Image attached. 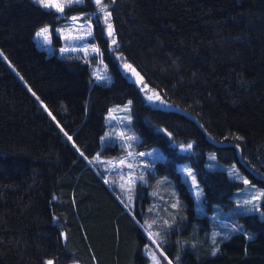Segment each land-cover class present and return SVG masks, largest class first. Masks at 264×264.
<instances>
[{"label": "trees", "instance_id": "obj_1", "mask_svg": "<svg viewBox=\"0 0 264 264\" xmlns=\"http://www.w3.org/2000/svg\"><path fill=\"white\" fill-rule=\"evenodd\" d=\"M99 6L110 16L95 22L92 43L109 85L95 81L91 64L59 54L65 18L33 0H0V264H149L145 220L184 232L195 217L180 164L192 167L209 209L233 207L243 184L208 170V152L264 189V0H85L65 17ZM43 29L54 52L37 45ZM128 101L137 149L160 147L168 157L156 169L177 207L159 216L148 187H137L131 209L91 165L108 152L107 114ZM261 211L242 217V231L215 255L197 233H172L160 248L171 261L179 252L178 264H264V201Z\"/></svg>", "mask_w": 264, "mask_h": 264}, {"label": "rangeland", "instance_id": "obj_2", "mask_svg": "<svg viewBox=\"0 0 264 264\" xmlns=\"http://www.w3.org/2000/svg\"><path fill=\"white\" fill-rule=\"evenodd\" d=\"M33 1L42 8L53 10L61 18H65L64 23L56 31L61 42L59 54L65 58L72 56L81 58L84 62L92 65V73L97 83L111 84L113 76L103 64L97 45L92 43L95 22L105 25L106 9L103 7L101 10V6H99L96 13L65 17L66 8L83 5L85 0H45V2L55 5L49 7H45L40 0ZM94 1L96 2V0ZM41 32L42 30L39 33ZM35 40L40 49H47L50 52L56 50L52 43V34L48 29L46 33L37 35ZM94 59H96V64L93 63ZM145 99L153 108L161 107L157 100L147 96ZM133 120L131 101L110 109L105 119V133L101 138V153L106 150L108 152L104 156L98 154L91 165L99 168L104 174V182H109L112 187L117 188L120 197L131 209L137 207L135 203L137 187L139 185L148 187V194L155 198V202L150 205V211L159 216L165 214V209L168 211L177 207V199L176 196L173 197L170 181L164 176H160L156 169L158 162L166 160L168 157L160 147L143 151L137 149L141 142V136L135 129ZM111 148L120 150V156ZM181 152L189 153V149L182 148ZM206 167L210 171H222L231 180L243 184V187L233 195V207L227 209L216 204L209 209L204 203V191L196 180L192 167L189 164H180L178 168L182 178L189 185V189L195 197V217L191 224L189 222V226L191 225L189 230L184 232L180 231L182 227L177 229V225L173 221L163 224L160 220L155 223L145 220L142 228L150 241L145 247V254L151 260L149 264H178L179 252L174 254L175 258L171 261L160 248L168 249L170 246L169 235L172 233L176 238L180 232L182 234L180 239L186 238L192 233L200 234L203 239L207 238L212 247V253L215 255L218 253L220 241L227 240L242 231V217L262 214L261 204L264 201V189L254 185L236 164L225 165L218 161L215 152H208ZM171 196L173 197L172 202L165 203V198ZM126 204L124 205L126 206ZM160 209L163 211L160 212ZM127 210L130 211L129 208ZM183 242L185 246H188V241Z\"/></svg>", "mask_w": 264, "mask_h": 264}, {"label": "snow or ice", "instance_id": "obj_3", "mask_svg": "<svg viewBox=\"0 0 264 264\" xmlns=\"http://www.w3.org/2000/svg\"><path fill=\"white\" fill-rule=\"evenodd\" d=\"M40 2L43 3L45 7L55 6V5H53V4H50V3L45 2V0H40ZM96 3H97L98 5H100V4H101V0H96ZM101 10H103V6L101 7ZM108 16H110V13H108ZM108 16L105 17V21H106V22H107ZM109 28L111 29V25H109ZM46 32H47V29H43L42 32L39 33L38 35H42V34H44V33H46ZM110 34H111V31H110ZM113 43H115V40H113ZM128 67H130V66H128ZM189 147H190V146H189ZM49 264H51V262H49Z\"/></svg>", "mask_w": 264, "mask_h": 264}]
</instances>
